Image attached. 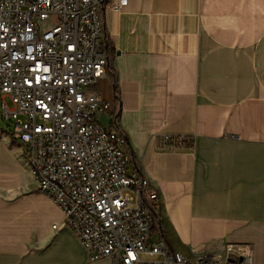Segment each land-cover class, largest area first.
<instances>
[{
	"label": "crops",
	"instance_id": "0c3cea01",
	"mask_svg": "<svg viewBox=\"0 0 264 264\" xmlns=\"http://www.w3.org/2000/svg\"><path fill=\"white\" fill-rule=\"evenodd\" d=\"M105 28L119 92L99 82L101 122L116 116L129 170L154 184L169 246L202 264H264V0H129ZM0 264H115L89 260L1 129Z\"/></svg>",
	"mask_w": 264,
	"mask_h": 264
},
{
	"label": "built area",
	"instance_id": "2783aa9c",
	"mask_svg": "<svg viewBox=\"0 0 264 264\" xmlns=\"http://www.w3.org/2000/svg\"><path fill=\"white\" fill-rule=\"evenodd\" d=\"M128 6L129 0H0L3 116L26 149L39 191L62 209L64 226L91 262L202 264L169 246L154 184L129 170L132 151L116 116L113 128L101 122L111 110L96 89L110 77L105 13Z\"/></svg>",
	"mask_w": 264,
	"mask_h": 264
},
{
	"label": "rangeland",
	"instance_id": "374dc122",
	"mask_svg": "<svg viewBox=\"0 0 264 264\" xmlns=\"http://www.w3.org/2000/svg\"><path fill=\"white\" fill-rule=\"evenodd\" d=\"M113 96V94H112ZM5 102L6 104L12 108L13 105H12V102L9 98H6L5 99ZM3 112H4V109H3V99H2V96L0 94V129L4 132H6L8 135H11L12 134V124L10 121L6 120L3 116ZM104 116L101 117V120L103 121L104 120Z\"/></svg>",
	"mask_w": 264,
	"mask_h": 264
},
{
	"label": "trees",
	"instance_id": "16d2710c",
	"mask_svg": "<svg viewBox=\"0 0 264 264\" xmlns=\"http://www.w3.org/2000/svg\"><path fill=\"white\" fill-rule=\"evenodd\" d=\"M106 42H107V45H106V52L108 54V61H109V65H108V71L110 73V77L112 78L113 80V83H114V93H115V96L118 95V84H117V78H116V72H115V69L112 67L111 65V59L113 57V53H114V50L113 48L111 47V43L109 41V39L107 38V35H106Z\"/></svg>",
	"mask_w": 264,
	"mask_h": 264
},
{
	"label": "bare ground",
	"instance_id": "6f19581e",
	"mask_svg": "<svg viewBox=\"0 0 264 264\" xmlns=\"http://www.w3.org/2000/svg\"><path fill=\"white\" fill-rule=\"evenodd\" d=\"M244 258V257H243Z\"/></svg>",
	"mask_w": 264,
	"mask_h": 264
}]
</instances>
